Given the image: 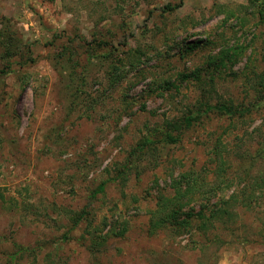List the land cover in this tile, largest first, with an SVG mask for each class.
I'll return each mask as SVG.
<instances>
[{"label":"rangeland","instance_id":"rangeland-1","mask_svg":"<svg viewBox=\"0 0 264 264\" xmlns=\"http://www.w3.org/2000/svg\"><path fill=\"white\" fill-rule=\"evenodd\" d=\"M0 264H264V0H0Z\"/></svg>","mask_w":264,"mask_h":264},{"label":"trees","instance_id":"trees-1","mask_svg":"<svg viewBox=\"0 0 264 264\" xmlns=\"http://www.w3.org/2000/svg\"><path fill=\"white\" fill-rule=\"evenodd\" d=\"M179 5L174 7H167L168 10L177 9ZM78 42H84V39H77ZM75 41V40H74ZM8 47H11V42H9ZM215 110L219 113H225L228 115H244L248 110L239 111L229 109L225 106H217L210 108L209 111ZM192 117L185 118V125L187 127L191 126ZM165 140L170 142H175L176 139L171 135H166ZM103 184L99 185L98 191L101 192L103 189ZM185 186V187H183ZM174 189V195L172 197H160L158 199L157 208L154 211H150L153 222L150 225V234H155L159 229H171L178 232L181 230L189 231L195 227V230L203 232L207 228L213 227L214 222H221L226 224L225 221H222L225 215L228 213L226 209H213L214 206L210 205V199L215 196L216 188L210 186V184L205 183L204 181L198 182L197 179L192 178L190 174H182L178 180H175L172 185ZM193 200H199L202 202L200 209L196 212L195 221H198V225L192 224L191 218L194 215L190 213H185L183 211L184 207ZM230 200L222 202V205H229ZM87 212L83 210L77 218V222H80L85 217L84 215ZM227 214L226 216H228Z\"/></svg>","mask_w":264,"mask_h":264}]
</instances>
